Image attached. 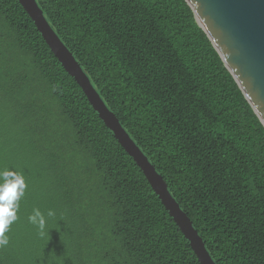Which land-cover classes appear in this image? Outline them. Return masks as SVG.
<instances>
[{"label":"trees","instance_id":"1","mask_svg":"<svg viewBox=\"0 0 264 264\" xmlns=\"http://www.w3.org/2000/svg\"><path fill=\"white\" fill-rule=\"evenodd\" d=\"M35 1L212 261L264 264V127L187 3ZM5 170L27 188L0 264H200L17 0H0Z\"/></svg>","mask_w":264,"mask_h":264},{"label":"water","instance_id":"2","mask_svg":"<svg viewBox=\"0 0 264 264\" xmlns=\"http://www.w3.org/2000/svg\"><path fill=\"white\" fill-rule=\"evenodd\" d=\"M105 127L133 159L200 264H215L167 185L107 109L89 79L45 20L35 0H17ZM224 67L264 127V0H184Z\"/></svg>","mask_w":264,"mask_h":264},{"label":"clouds","instance_id":"3","mask_svg":"<svg viewBox=\"0 0 264 264\" xmlns=\"http://www.w3.org/2000/svg\"><path fill=\"white\" fill-rule=\"evenodd\" d=\"M26 188L27 184L22 174L10 170L0 172V247H5L9 243L5 233L17 220L19 201L25 195ZM53 215L54 213L49 210L48 216ZM28 219L40 229V234L43 235L46 220L41 211L34 209Z\"/></svg>","mask_w":264,"mask_h":264}]
</instances>
